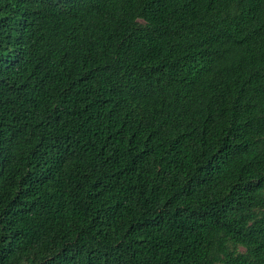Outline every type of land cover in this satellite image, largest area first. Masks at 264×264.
I'll return each instance as SVG.
<instances>
[{
    "label": "trees",
    "instance_id": "trees-1",
    "mask_svg": "<svg viewBox=\"0 0 264 264\" xmlns=\"http://www.w3.org/2000/svg\"><path fill=\"white\" fill-rule=\"evenodd\" d=\"M0 264H264V0H0Z\"/></svg>",
    "mask_w": 264,
    "mask_h": 264
}]
</instances>
